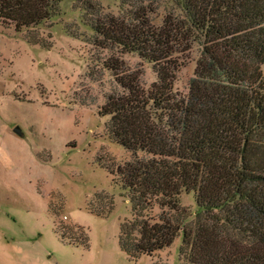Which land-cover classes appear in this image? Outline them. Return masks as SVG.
<instances>
[{"label":"trees","instance_id":"1","mask_svg":"<svg viewBox=\"0 0 264 264\" xmlns=\"http://www.w3.org/2000/svg\"><path fill=\"white\" fill-rule=\"evenodd\" d=\"M69 0H0V22L32 46L51 49L36 29ZM157 0H122L123 14L81 1L98 60L120 90L99 114L110 138L130 154L111 169L131 218L119 247L131 260L170 248L182 234L180 264H264V0H174L158 24ZM188 95L177 74L195 49ZM136 54L157 81L143 83ZM93 78V76H92ZM94 80L97 81V78ZM99 80V79H98ZM193 193V214L181 196ZM109 214L114 198L104 195Z\"/></svg>","mask_w":264,"mask_h":264},{"label":"rangeland","instance_id":"2","mask_svg":"<svg viewBox=\"0 0 264 264\" xmlns=\"http://www.w3.org/2000/svg\"><path fill=\"white\" fill-rule=\"evenodd\" d=\"M81 1L103 14L124 11L122 0L63 2L36 29L51 37V49L28 44L25 33L0 22V264H180L182 234L170 248L137 260L119 247L131 210L111 169L130 154L110 138L109 117L99 112L120 88L99 67L109 52L94 46ZM173 1L157 0L158 24ZM198 58L196 48L177 74L178 93L188 95ZM124 60L142 66L146 88L157 81L153 66L136 54ZM104 195L114 198V209L99 215L109 205ZM181 204L200 211L193 193L183 194Z\"/></svg>","mask_w":264,"mask_h":264},{"label":"water","instance_id":"3","mask_svg":"<svg viewBox=\"0 0 264 264\" xmlns=\"http://www.w3.org/2000/svg\"><path fill=\"white\" fill-rule=\"evenodd\" d=\"M14 132H15L17 135H22V132H21L20 128H18V127L14 130Z\"/></svg>","mask_w":264,"mask_h":264}]
</instances>
